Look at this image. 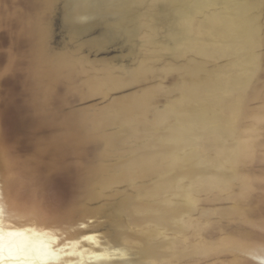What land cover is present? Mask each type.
I'll return each mask as SVG.
<instances>
[{
  "label": "bare ground",
  "instance_id": "1",
  "mask_svg": "<svg viewBox=\"0 0 264 264\" xmlns=\"http://www.w3.org/2000/svg\"><path fill=\"white\" fill-rule=\"evenodd\" d=\"M0 264H264V0H0Z\"/></svg>",
  "mask_w": 264,
  "mask_h": 264
},
{
  "label": "water",
  "instance_id": "2",
  "mask_svg": "<svg viewBox=\"0 0 264 264\" xmlns=\"http://www.w3.org/2000/svg\"><path fill=\"white\" fill-rule=\"evenodd\" d=\"M180 177V176H179Z\"/></svg>",
  "mask_w": 264,
  "mask_h": 264
}]
</instances>
